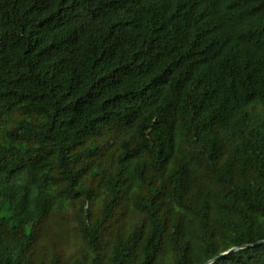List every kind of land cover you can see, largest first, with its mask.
<instances>
[{"label":"trees","instance_id":"1","mask_svg":"<svg viewBox=\"0 0 264 264\" xmlns=\"http://www.w3.org/2000/svg\"><path fill=\"white\" fill-rule=\"evenodd\" d=\"M209 263L264 264V0H0V264Z\"/></svg>","mask_w":264,"mask_h":264},{"label":"water","instance_id":"2","mask_svg":"<svg viewBox=\"0 0 264 264\" xmlns=\"http://www.w3.org/2000/svg\"><path fill=\"white\" fill-rule=\"evenodd\" d=\"M235 250H236V249H232V250H230L229 252H232V251H235ZM225 254H227V253H225ZM212 262H213V261H211L210 263H212ZM210 263H209V264H210Z\"/></svg>","mask_w":264,"mask_h":264}]
</instances>
